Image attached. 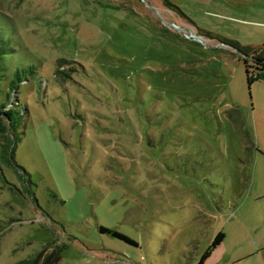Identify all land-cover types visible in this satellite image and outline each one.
I'll use <instances>...</instances> for the list:
<instances>
[{
	"label": "rangeland",
	"instance_id": "1",
	"mask_svg": "<svg viewBox=\"0 0 264 264\" xmlns=\"http://www.w3.org/2000/svg\"><path fill=\"white\" fill-rule=\"evenodd\" d=\"M0 37V264H199L264 193V0H0Z\"/></svg>",
	"mask_w": 264,
	"mask_h": 264
},
{
	"label": "crops",
	"instance_id": "2",
	"mask_svg": "<svg viewBox=\"0 0 264 264\" xmlns=\"http://www.w3.org/2000/svg\"><path fill=\"white\" fill-rule=\"evenodd\" d=\"M233 211L229 221L233 225L221 231L223 242L204 264H264V193L242 197ZM206 234L201 233L199 241L203 242ZM213 241L204 242L199 254L204 255L209 248L206 244Z\"/></svg>",
	"mask_w": 264,
	"mask_h": 264
},
{
	"label": "trees",
	"instance_id": "3",
	"mask_svg": "<svg viewBox=\"0 0 264 264\" xmlns=\"http://www.w3.org/2000/svg\"><path fill=\"white\" fill-rule=\"evenodd\" d=\"M234 48L245 56L243 62L246 67V75L249 86H252L256 82L264 81V46L259 49H244L236 45ZM9 51L10 49L6 45L5 37H0V70L5 68V60ZM18 73L19 72L16 73L17 76L19 75ZM19 82L22 83L23 80L19 79ZM13 84L15 85V82ZM7 107L8 105L0 104V130H2L1 124L3 123L7 124L8 129L16 123V117L13 110H6ZM115 236L120 237L118 234H115ZM223 240L224 233L221 232L216 236L210 247L207 249L199 264H204L211 256L212 252L223 242Z\"/></svg>",
	"mask_w": 264,
	"mask_h": 264
}]
</instances>
